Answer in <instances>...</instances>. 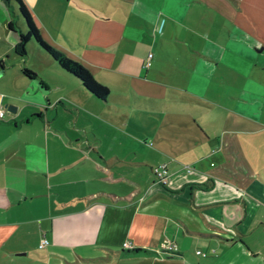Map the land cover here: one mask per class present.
Listing matches in <instances>:
<instances>
[{
	"label": "crops",
	"instance_id": "crops-1",
	"mask_svg": "<svg viewBox=\"0 0 264 264\" xmlns=\"http://www.w3.org/2000/svg\"><path fill=\"white\" fill-rule=\"evenodd\" d=\"M24 2L107 93L0 59V264H264V0Z\"/></svg>",
	"mask_w": 264,
	"mask_h": 264
},
{
	"label": "trees",
	"instance_id": "trees-1",
	"mask_svg": "<svg viewBox=\"0 0 264 264\" xmlns=\"http://www.w3.org/2000/svg\"><path fill=\"white\" fill-rule=\"evenodd\" d=\"M3 1L10 7L6 25L17 34L12 50L18 58H22L26 55V45L28 41H31L34 46L42 50L50 60H53L56 65L74 77L86 91L99 99L105 98L107 93L106 86L96 81L81 62L40 34L24 0H12L16 4L15 10L12 9L9 0ZM21 72L28 77L37 75L35 71L25 65L21 66ZM140 251L147 250L142 247H135L127 250V252L131 253Z\"/></svg>",
	"mask_w": 264,
	"mask_h": 264
},
{
	"label": "rangeland",
	"instance_id": "rangeland-1",
	"mask_svg": "<svg viewBox=\"0 0 264 264\" xmlns=\"http://www.w3.org/2000/svg\"><path fill=\"white\" fill-rule=\"evenodd\" d=\"M27 7H28V5H27ZM15 8L16 7L14 6V9ZM28 9L30 11V14L32 16V19H33L36 27L39 30L40 26L37 22V19L33 16V13L31 12L29 7H28ZM9 10H10L9 6L3 0H0V57H1L0 59H2V60H16V59H18L19 60V58L13 53V50L11 48V44L6 40V39H10V36H11L8 33L7 27H6V19L9 16ZM44 19L46 20L47 17L44 16ZM20 60H24V61H26V60H30V61L39 60L38 53H36V51H34V52L29 51V49L26 45V55ZM17 62L20 63L19 61H17ZM17 62L14 61V63H17ZM14 63H12V65H11V63L8 65L7 69L4 70L2 78L4 76H11L12 74H15V72L17 71L16 70L17 64H14ZM32 66L34 67V69L31 68L33 71H35L36 73L41 72L35 64H32ZM52 72H54V71H52ZM32 240H33V238H31V237L28 239V244L30 245V247H32V249L34 251H37V252L40 251L41 250L40 248L33 246Z\"/></svg>",
	"mask_w": 264,
	"mask_h": 264
},
{
	"label": "built area",
	"instance_id": "built-area-1",
	"mask_svg": "<svg viewBox=\"0 0 264 264\" xmlns=\"http://www.w3.org/2000/svg\"><path fill=\"white\" fill-rule=\"evenodd\" d=\"M150 57H151V52L148 51L145 56L144 60V65H149L150 64ZM188 168V166H187ZM152 172L156 178V180L160 183H165L166 182V169L165 165L163 162H159L155 165L152 166ZM47 242V238L42 234L38 240V246H43ZM122 246H127V242L124 240L122 241ZM159 247L161 249H165L167 251L173 250L175 248V245L172 241H167L163 240L159 242ZM196 253H199L201 255L205 254V251H202L198 248L194 250Z\"/></svg>",
	"mask_w": 264,
	"mask_h": 264
},
{
	"label": "water",
	"instance_id": "water-1",
	"mask_svg": "<svg viewBox=\"0 0 264 264\" xmlns=\"http://www.w3.org/2000/svg\"><path fill=\"white\" fill-rule=\"evenodd\" d=\"M0 72H1V69H0ZM5 107H6V109L9 110V111H13L14 108H15L14 104H12V103H6V104H5Z\"/></svg>",
	"mask_w": 264,
	"mask_h": 264
}]
</instances>
